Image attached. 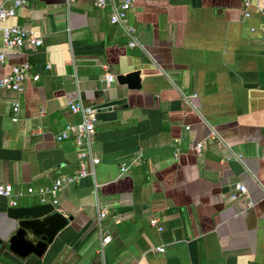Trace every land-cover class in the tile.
I'll list each match as a JSON object with an SVG mask.
<instances>
[{
	"label": "crops",
	"instance_id": "0c3cea01",
	"mask_svg": "<svg viewBox=\"0 0 264 264\" xmlns=\"http://www.w3.org/2000/svg\"><path fill=\"white\" fill-rule=\"evenodd\" d=\"M249 1L135 0L127 14L135 46L93 0H27L6 21L33 29L42 44L0 63V76L24 61L39 75L23 93L0 92V183L15 194L81 166L94 174L59 192L57 210L71 220L42 256L5 251L0 264H264V21L256 10L264 0ZM135 70L140 89L105 83L108 72ZM119 90L125 106L103 107ZM70 101L94 109L96 164L72 136L55 139L82 121ZM236 183L247 197L230 198ZM16 201L41 203L35 194ZM9 202L0 196L4 239L17 229ZM96 204L111 234L102 253Z\"/></svg>",
	"mask_w": 264,
	"mask_h": 264
},
{
	"label": "built area",
	"instance_id": "2783aa9c",
	"mask_svg": "<svg viewBox=\"0 0 264 264\" xmlns=\"http://www.w3.org/2000/svg\"><path fill=\"white\" fill-rule=\"evenodd\" d=\"M135 0H93V4L98 9L109 8V21L112 24L120 25L130 36L131 40L129 46H135L137 41L135 40L133 33L135 31L134 27L128 24L127 14L130 11L132 4ZM27 0H2L0 1V34H1V45H0V63L4 62L6 55L11 53L24 45L30 46H40L42 44V39L36 34V32L31 28H26L18 24H7L6 21L9 18L16 16L19 10L24 8ZM250 5L249 0H244L245 8ZM256 10L262 15L264 21V3L256 4ZM244 17L250 15L248 10L244 11ZM251 30H254L252 28ZM263 50H264V40H263ZM50 68V65H47ZM39 79L37 73L31 72V64L28 61H24L18 64H12L9 71L6 74L0 76V92L2 90L13 91L17 93H23L25 90V82L27 80L36 81ZM105 83L108 85L115 79V76L111 73H106L104 76ZM12 105V116L13 121H17L19 103L13 101ZM69 109L76 113L82 115V121L77 124L69 123L62 131L56 134L55 139L57 141L64 140L72 136L75 145L79 148L84 147L85 151L82 152V156L87 155L92 164L99 162V159L92 155V142L93 136L95 134V123L96 118L94 116V109L90 107H85L81 102H68ZM180 141H177V145L174 150V155L177 156L180 152ZM206 145L205 140L197 142L194 146V150L197 154H200ZM127 167L123 164L121 170H125ZM93 175L94 172L87 171L83 166H81L72 175H60L56 177L51 183L33 188L31 186L27 187L25 191H18L13 193V188L9 183H0V196L10 198V205L16 206L17 197H21L25 194H35L38 196L41 203H51L55 206L58 205V194L59 192L68 184L76 182L79 178L86 176L87 174ZM15 196V197H14ZM238 197H247V188L236 183L234 185V191L231 193L230 198L236 199ZM97 208V228L101 236L100 240V252L103 251V246L111 241V234L107 232L102 227V219L106 215V211L98 204ZM57 210V207H56ZM58 211V210H57ZM149 223L151 226L155 227L158 231L163 229V226L159 223L158 218L150 217ZM155 250L158 252L164 251V246H157Z\"/></svg>",
	"mask_w": 264,
	"mask_h": 264
},
{
	"label": "water",
	"instance_id": "95a60500",
	"mask_svg": "<svg viewBox=\"0 0 264 264\" xmlns=\"http://www.w3.org/2000/svg\"><path fill=\"white\" fill-rule=\"evenodd\" d=\"M115 80L118 84L125 85L127 90L141 88L138 70L117 74ZM125 93V90L117 91L110 100L102 104L103 107L125 106L127 101ZM7 217L16 222L17 229L9 238L0 237V256L5 251H11L21 258L30 254L42 256L57 233L71 220V217L57 211L56 206L51 203L8 207Z\"/></svg>",
	"mask_w": 264,
	"mask_h": 264
}]
</instances>
